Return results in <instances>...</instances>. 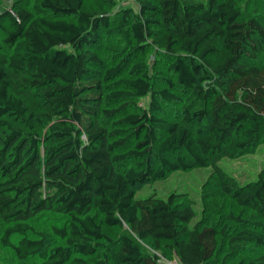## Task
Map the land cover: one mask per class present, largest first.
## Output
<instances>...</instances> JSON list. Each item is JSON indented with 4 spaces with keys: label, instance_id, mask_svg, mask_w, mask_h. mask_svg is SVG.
<instances>
[{
    "label": "trees",
    "instance_id": "obj_1",
    "mask_svg": "<svg viewBox=\"0 0 264 264\" xmlns=\"http://www.w3.org/2000/svg\"><path fill=\"white\" fill-rule=\"evenodd\" d=\"M238 1L137 0V13L109 15L84 10L83 0H12L0 11V248L21 263L158 264L138 240L183 264H226L215 261L221 237L230 254L258 253L236 264H264V168L242 183L219 165L264 144V24ZM110 41L121 45L107 59L121 57L107 67L100 48ZM146 48L165 76L138 60L113 81ZM108 81L124 87L105 93ZM147 95V109L135 108ZM196 168L241 209L226 216L232 231L192 225L180 195L134 197L137 185ZM124 226L129 234L104 233ZM51 236L58 243L48 246Z\"/></svg>",
    "mask_w": 264,
    "mask_h": 264
},
{
    "label": "rangeland",
    "instance_id": "obj_2",
    "mask_svg": "<svg viewBox=\"0 0 264 264\" xmlns=\"http://www.w3.org/2000/svg\"><path fill=\"white\" fill-rule=\"evenodd\" d=\"M12 0H0V11L10 7ZM238 6L241 12L245 16H255L264 24V0H239ZM131 9L134 13L138 12V2L137 0H117L114 4H110L105 0H83V9L88 12L101 13L106 12L109 15H117L122 9ZM121 45L120 43H114L110 41L105 43L103 47L100 48V55L102 56L105 66H113L116 61L119 60L121 55L115 58L107 59L106 56H110L111 52L107 48L111 46ZM143 61L145 65L149 68L150 74L163 77L164 74V64L162 62L161 56L153 49L146 48L141 55H130L127 60L126 67L121 75L116 77L113 81H118L122 78H129L126 69L135 61ZM112 81L104 82L103 92H110L117 89H122L124 86L122 84H116L110 86ZM161 80L156 81L155 87H161ZM175 92H179L174 89ZM150 97L147 95L139 100L132 102L135 108L139 110L147 109ZM119 102H105L101 103V107L105 109H114L119 106ZM162 106L167 110L166 116L170 119L176 117V109L172 108V105H166L161 101ZM130 106H126L123 111H129ZM105 120V119H104ZM114 119H112L113 121ZM111 120H106V125L112 123ZM149 163L155 166L157 163V155L150 154ZM219 165L223 168L225 172L234 176L236 180L242 183H246L255 178L256 174L264 168V144L260 145L256 153L244 157L242 160L235 161L229 159H223L220 161ZM156 194V196L168 197L171 194L180 195V200L191 204L195 212V217L192 221V225H196L199 222H219L220 224H229V229L232 231L236 227V223L227 219L228 213L237 215L240 212V208L235 206L228 198H226L219 190L215 178L210 173L209 169L206 168H196L190 171H174L167 174L163 179L153 180L144 185H137L134 187V197L138 198L147 194ZM241 217L243 219H248L251 222L259 220L255 217L254 213L247 209H242ZM49 219H45L42 222H46ZM40 221V220H39ZM38 221V222H39ZM53 224L60 226L63 222V218L55 217L52 221ZM104 233L115 238L122 233H128L129 230L126 226L122 229L111 227L104 228ZM225 239L218 237V247L217 254L215 256V261L224 259L226 264H236L240 259L249 260L254 258L258 253L254 252L250 248H245L239 253H229L226 248ZM139 247L145 253L149 255H156L158 257V264H170L174 259H176L175 252L168 248L163 247L162 249L155 251L151 248L148 242H141L136 240ZM58 243L57 239L54 237H49L48 246ZM164 244V243H163ZM162 244V245H163ZM165 245V244H164ZM33 261H27L21 263L17 261L13 254L6 249L0 248V264H32Z\"/></svg>",
    "mask_w": 264,
    "mask_h": 264
},
{
    "label": "built area",
    "instance_id": "obj_3",
    "mask_svg": "<svg viewBox=\"0 0 264 264\" xmlns=\"http://www.w3.org/2000/svg\"><path fill=\"white\" fill-rule=\"evenodd\" d=\"M170 264H183L178 258L174 259Z\"/></svg>",
    "mask_w": 264,
    "mask_h": 264
}]
</instances>
